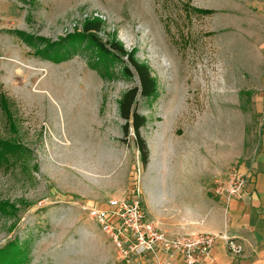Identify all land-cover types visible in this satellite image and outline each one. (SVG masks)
Wrapping results in <instances>:
<instances>
[{
	"label": "rangeland",
	"instance_id": "obj_1",
	"mask_svg": "<svg viewBox=\"0 0 264 264\" xmlns=\"http://www.w3.org/2000/svg\"><path fill=\"white\" fill-rule=\"evenodd\" d=\"M90 20L157 80L136 105L147 166L120 114L127 56L70 42ZM263 106L264 0H0V139L22 147L0 158V250L26 257L0 264H156L121 258L88 207L138 198L180 232L183 198L218 196L254 155Z\"/></svg>",
	"mask_w": 264,
	"mask_h": 264
},
{
	"label": "built area",
	"instance_id": "obj_2",
	"mask_svg": "<svg viewBox=\"0 0 264 264\" xmlns=\"http://www.w3.org/2000/svg\"><path fill=\"white\" fill-rule=\"evenodd\" d=\"M250 179L249 170L234 167L228 178L218 184L215 192L228 202L243 198ZM87 210L111 237L123 259L150 254L156 264H210L212 249L219 238L228 240L233 250L240 251L226 233H168L147 219L138 198L110 199L107 208L92 206Z\"/></svg>",
	"mask_w": 264,
	"mask_h": 264
},
{
	"label": "crops",
	"instance_id": "obj_3",
	"mask_svg": "<svg viewBox=\"0 0 264 264\" xmlns=\"http://www.w3.org/2000/svg\"><path fill=\"white\" fill-rule=\"evenodd\" d=\"M241 167L251 173L243 198L228 202L216 196L197 201L189 196L183 198L184 205L179 208L181 231L176 234L226 233L240 248L235 251L228 240L217 239L210 264H264V126L254 155Z\"/></svg>",
	"mask_w": 264,
	"mask_h": 264
},
{
	"label": "trees",
	"instance_id": "obj_4",
	"mask_svg": "<svg viewBox=\"0 0 264 264\" xmlns=\"http://www.w3.org/2000/svg\"><path fill=\"white\" fill-rule=\"evenodd\" d=\"M210 12V10H205ZM102 30V22L100 20H90L87 21L84 25V32L74 36L71 39V43L76 41L81 37H88L90 42L93 43L102 55L116 56L113 51L121 55H126L128 58V64L125 68V72L129 75H133V71L137 74L140 84L134 86L123 94L120 100V114L125 120L123 126L124 132L126 135L130 133V130L133 129L135 135V142L137 149L140 152L141 160L144 166H147L150 160V149L146 139L143 137L141 129L146 125L147 119L144 115L140 114L137 109V98L139 95H142L146 98L152 97L157 91V80L152 75V72L149 66L145 63L138 61L135 57L133 51L127 52L123 47L122 43L114 41L111 43V48L106 47L105 44L98 37V33ZM72 36V35H71ZM22 147L16 143H13L8 140L0 139V158L6 157L9 153H17ZM19 247H11L9 249L0 250V257H8L11 259L12 263L21 262L22 258L25 257Z\"/></svg>",
	"mask_w": 264,
	"mask_h": 264
}]
</instances>
